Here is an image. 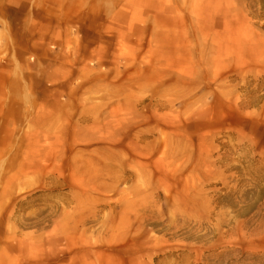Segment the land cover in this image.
Instances as JSON below:
<instances>
[{
	"label": "rangeland",
	"instance_id": "obj_1",
	"mask_svg": "<svg viewBox=\"0 0 264 264\" xmlns=\"http://www.w3.org/2000/svg\"><path fill=\"white\" fill-rule=\"evenodd\" d=\"M223 2L0 0V264H264V0Z\"/></svg>",
	"mask_w": 264,
	"mask_h": 264
},
{
	"label": "bare ground",
	"instance_id": "obj_2",
	"mask_svg": "<svg viewBox=\"0 0 264 264\" xmlns=\"http://www.w3.org/2000/svg\"><path fill=\"white\" fill-rule=\"evenodd\" d=\"M224 2H223V0H208L207 18H208V24L212 30L218 24H220L221 19H223V14L225 13V10H226V8L223 7ZM248 13H252V11L249 12V3L246 2L243 4V6H241V15L245 17ZM206 64H208L206 72H207V75L211 81L216 80V79H222L224 77V70H222L220 68L218 69L217 65L214 63L213 60L208 59ZM167 83L169 84L172 82L169 81ZM214 84L215 83H208L209 101H208L207 117H208V123L210 126L215 124L214 122H215V119L219 115L220 106H222V105L225 106V103L228 102V101L226 102V100L222 94L214 92V89L212 88V85H214ZM254 101L255 100H248L247 102L241 101L242 103L240 104V108L258 107ZM214 104H215L216 108H218V110L216 112L214 109ZM238 107H239V105H238ZM95 115H97V113H95ZM219 117H222V115ZM38 124L40 127L48 128L49 121L46 119H43ZM60 129L66 130V129H64V127H61ZM89 136L93 137L92 135H89ZM91 137H89V138L91 139Z\"/></svg>",
	"mask_w": 264,
	"mask_h": 264
}]
</instances>
